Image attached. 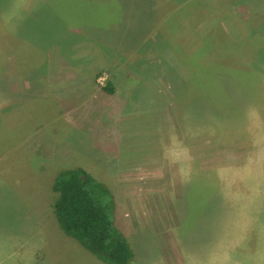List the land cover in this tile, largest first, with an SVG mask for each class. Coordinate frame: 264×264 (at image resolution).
Masks as SVG:
<instances>
[{"label":"rangeland","instance_id":"rangeland-1","mask_svg":"<svg viewBox=\"0 0 264 264\" xmlns=\"http://www.w3.org/2000/svg\"><path fill=\"white\" fill-rule=\"evenodd\" d=\"M77 165L132 264H264V0H0V264H106L53 212Z\"/></svg>","mask_w":264,"mask_h":264},{"label":"trees","instance_id":"trees-1","mask_svg":"<svg viewBox=\"0 0 264 264\" xmlns=\"http://www.w3.org/2000/svg\"><path fill=\"white\" fill-rule=\"evenodd\" d=\"M228 72L219 71V80L230 77L236 83V73L229 76ZM111 82L104 89L114 94L116 88ZM243 91L239 87L237 94ZM51 189L53 212L64 233L106 264H132L134 252L116 225V195L108 184L77 165L59 171Z\"/></svg>","mask_w":264,"mask_h":264},{"label":"crops","instance_id":"crops-1","mask_svg":"<svg viewBox=\"0 0 264 264\" xmlns=\"http://www.w3.org/2000/svg\"><path fill=\"white\" fill-rule=\"evenodd\" d=\"M37 84L39 85V82H37Z\"/></svg>","mask_w":264,"mask_h":264}]
</instances>
